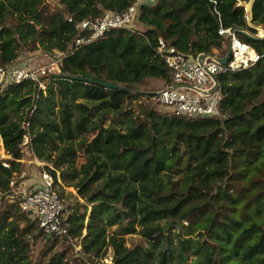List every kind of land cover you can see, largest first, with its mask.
Wrapping results in <instances>:
<instances>
[{"label":"trees","instance_id":"obj_1","mask_svg":"<svg viewBox=\"0 0 264 264\" xmlns=\"http://www.w3.org/2000/svg\"><path fill=\"white\" fill-rule=\"evenodd\" d=\"M52 1L0 0V65L24 51L65 54L46 89L27 80L0 91V136L12 156L9 167L0 160V201L10 200L28 136L33 154L52 164L46 169L64 202L69 234H46L17 200H4L0 264H91L108 247L114 264H264V37L240 4L249 0L146 2L136 30L112 28L76 49V39L89 33L81 21L122 12L136 0ZM252 15L264 28V0L254 1ZM222 27L237 29L260 55L251 66L217 74L223 116L188 118L151 107L156 95L143 86L173 84L159 38L193 57L224 58L230 38L219 33ZM138 99L145 116L134 109ZM64 186L76 187L85 202L68 201L73 195ZM136 224L149 246L125 245L122 235ZM39 239L45 244L34 259Z\"/></svg>","mask_w":264,"mask_h":264},{"label":"built area","instance_id":"obj_2","mask_svg":"<svg viewBox=\"0 0 264 264\" xmlns=\"http://www.w3.org/2000/svg\"><path fill=\"white\" fill-rule=\"evenodd\" d=\"M151 1L154 0H136L122 12L107 11L99 18L81 21L79 27L89 33L77 38L74 48L101 38L112 28L136 30L135 21L140 5ZM246 3L240 2L245 6L248 17L249 4ZM219 33L230 38L232 53L226 64L221 63V58L211 55L203 66L198 62V56L185 54L175 46L167 44L162 37L159 38L157 50L172 70L173 79L172 85L156 93V100L163 108L177 116L188 118L218 119L223 116L219 108V90L211 93L214 86L213 76L251 66L259 60L260 55L251 45L239 39L237 29L222 27ZM257 36L264 37V31ZM45 56L48 61L43 63H36L31 56L27 59L20 58L10 65H0V91L11 84L27 80L36 82L39 88L46 89L48 76L61 72V61L65 54L57 51L55 56ZM28 141L29 137L25 136L23 145ZM3 165L9 167L10 164L3 161ZM54 184V177L48 171L41 173L40 179L32 189L27 183H19L14 176L10 181L12 193L9 197L10 201L17 200L20 211L29 219L38 222L46 234L63 237L69 234V224L63 218L65 205L54 189Z\"/></svg>","mask_w":264,"mask_h":264},{"label":"rangeland","instance_id":"obj_3","mask_svg":"<svg viewBox=\"0 0 264 264\" xmlns=\"http://www.w3.org/2000/svg\"><path fill=\"white\" fill-rule=\"evenodd\" d=\"M51 2L54 4L55 2H53L51 0ZM246 4H249V1H247ZM138 27V25H137ZM258 29V34L263 32L261 26ZM36 54V55H33ZM33 57L36 60V63H43V62H47L48 58L42 54V51L39 50L35 53H31L28 51H24L21 55L20 58L22 59H27L28 57ZM165 82L164 81H160V80H152L148 83L147 86H143V90H150L151 92H158L159 90H161L162 88L166 87L165 86ZM155 93V95H156ZM140 104H142V99H138L137 101L134 102V109L136 110L137 113H139L141 116H145L142 112V107L140 106ZM151 107L156 108V109H160L162 110L163 107L160 105V103H158V101L156 100V96L153 98V101L150 104ZM91 137V136H90ZM23 152H24V158L21 160L22 163L24 164L23 169L20 171L19 174L15 175V178L18 180V182H24L27 183L29 188H33L35 186V184H30L28 183L29 180L31 179H36V182L40 179L41 173L43 171H48L46 168L47 165H49L50 167L52 166V164L47 163L45 161H41L40 159H38L33 152L30 149V146H28V142L23 145ZM12 158V156H10L8 154V152L6 151L5 147H4V143L2 141V138L0 136V160L9 163V160ZM85 161V157H84V152H80L79 153V158H78V164L80 165L82 162ZM10 164V163H9ZM58 176H60V172L57 171ZM65 190L69 193H71L73 196H67L66 198L68 199V201H74L75 199H78L80 202H85V199H83L79 193L78 190L76 189V187L74 186H64ZM69 197V198H68ZM4 200L7 201V204L9 203V201L6 199V197L4 198ZM0 201V207L1 204L4 203ZM5 204V203H4ZM91 210H92V206L88 205V212H87V219L86 221L88 222L90 214H91ZM162 223H165V221L163 220ZM118 225H113L107 228V232L109 234H112L115 232V230H117ZM141 230V226L136 224V231L133 233H128V234H124L122 235V237L125 239V245L127 247H135L139 244H144L145 246H149L147 240L144 238V236L140 233ZM86 228L84 229V233L86 234ZM71 242L73 243V246H75L76 252L81 251V246L78 243V240L75 239H71ZM105 242H109V238L107 237L105 239ZM45 244V241L43 239H39L37 244L34 246L33 252H34V259L38 258L40 256V250L41 247H43ZM113 249L112 247H108L107 248V254L105 257H100V258H96L94 261L95 262H91V264H114L113 261ZM193 259V256H190V261Z\"/></svg>","mask_w":264,"mask_h":264},{"label":"water","instance_id":"obj_4","mask_svg":"<svg viewBox=\"0 0 264 264\" xmlns=\"http://www.w3.org/2000/svg\"><path fill=\"white\" fill-rule=\"evenodd\" d=\"M254 1L255 0H249L248 23H249L250 26H252V27H254L256 29H259L260 27L255 26L253 24V21H252V18H253L252 11H253ZM262 30L264 31V28H262ZM231 53H232L231 43H229L227 55L224 58H221V63L226 64L229 61ZM210 57H211V54L203 52V53H200L198 55L197 59H198V62L201 65L204 66L206 60L208 58H210ZM76 79L84 80V81H90L92 83H97V84H99L101 86H104V87L110 88V89H119V88H121V86L118 83H115V82H109V81H105V80L96 81V80L90 79L88 77H76ZM213 80H214V86L211 89V93H213L214 91L220 89L219 81L217 80V78L215 76H213Z\"/></svg>","mask_w":264,"mask_h":264},{"label":"crops","instance_id":"obj_5","mask_svg":"<svg viewBox=\"0 0 264 264\" xmlns=\"http://www.w3.org/2000/svg\"><path fill=\"white\" fill-rule=\"evenodd\" d=\"M33 55H36V54H33ZM37 182H38V181H37ZM37 182H36V179H31V180L28 181V183H30V184H35V183H37Z\"/></svg>","mask_w":264,"mask_h":264},{"label":"bare ground","instance_id":"obj_6","mask_svg":"<svg viewBox=\"0 0 264 264\" xmlns=\"http://www.w3.org/2000/svg\"><path fill=\"white\" fill-rule=\"evenodd\" d=\"M253 52H251V54H252Z\"/></svg>","mask_w":264,"mask_h":264}]
</instances>
